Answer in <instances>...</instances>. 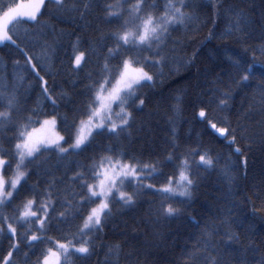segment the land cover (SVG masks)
I'll return each mask as SVG.
<instances>
[{"label": "trees", "instance_id": "1", "mask_svg": "<svg viewBox=\"0 0 264 264\" xmlns=\"http://www.w3.org/2000/svg\"><path fill=\"white\" fill-rule=\"evenodd\" d=\"M29 1L0 0V11ZM143 2L141 15L161 18L170 0ZM171 2L185 5L186 19L171 24L151 50L125 46L109 53L116 46L112 33L125 21L131 25L136 0H65L62 9L45 0L36 20L11 26L15 43L0 42V111H7V100L15 97L11 118L0 117L6 177L15 171L14 146L30 117L35 123L29 130L56 117L68 148L96 86L115 75L123 59L143 65L149 57L145 70L153 75L128 100L131 118L123 131L100 129L81 149L66 153L41 149L28 164L10 203L0 204V264L10 251L9 264H42L57 241L79 246L83 218L99 203V198L81 199L87 187L79 177L93 182V162L107 156L155 170L145 169L140 183L125 181L122 188L135 193L133 203L124 204L115 194L100 229L85 237L89 254L71 251L62 264H264V0ZM108 4L122 5L124 14L107 17ZM79 52L85 56L77 66ZM157 59L161 62L154 63ZM246 72L248 79L242 80ZM225 91L231 99L222 107ZM210 121L226 128L225 134L214 132ZM201 153L212 159L211 166L200 162ZM183 161L194 182L191 195L166 198L159 189L170 177L179 180ZM34 173H43L48 183L34 184ZM28 199H34V209L45 202L48 207L37 241L27 237L39 224L18 223ZM168 204L178 209L175 215L163 212ZM5 218L17 227V237Z\"/></svg>", "mask_w": 264, "mask_h": 264}, {"label": "snow or ice", "instance_id": "2", "mask_svg": "<svg viewBox=\"0 0 264 264\" xmlns=\"http://www.w3.org/2000/svg\"><path fill=\"white\" fill-rule=\"evenodd\" d=\"M40 2H42V0H35L34 8L30 11H21L22 4L9 6L6 10L0 11V42L8 40L15 43V40H13L12 36L9 34L11 26L15 23H20V17L36 20V13L39 11ZM55 5L58 9H62L65 6V0H55ZM144 6L143 0H136V3L131 6V12L135 14L134 19L130 26L129 22L125 21V25L121 30L112 33L116 41V46L115 48H109V53H116L125 46H132L141 51L151 50L154 45H159L162 35L168 31V27L171 24L183 22L186 19V15L182 10L183 7H185L183 3L177 6L170 0L165 7V14L161 18H155L151 13L141 15V13L144 12ZM89 7V3L84 4L85 9ZM153 7H155V5H153ZM105 12L106 16L109 18H119L124 14L122 5L119 4L106 5ZM81 15H83V13H81ZM135 21H139V23ZM156 55L158 56L159 53L157 52ZM84 56V52L76 54L74 63L80 66ZM148 59L149 57H145V64L140 65L130 58H125L122 64L117 66L115 75L109 73L104 76L102 81L99 82L98 86L95 88L94 99L88 105L89 112L86 118H82L79 122V128L74 143L70 144L68 148L60 143V141L64 140V137L55 131L56 117L46 118L40 123V128L33 126L29 130V126L35 123L30 117L20 132L14 146L16 168L15 175L10 181V186H6L8 181H6L3 174H0V204L10 203V198L14 197L15 192L18 190L17 186L26 175L28 164L35 160L36 155L40 153L43 147L54 146L60 153H66L69 148H81L95 128H108L110 132L118 133L128 127L131 118V113L126 108L128 100L135 95L142 82L153 80V75L145 70ZM160 62L161 60L159 59L154 61V63ZM28 63H32L31 57H29ZM234 63L238 65L240 61L237 60ZM35 68L36 66L33 64V69L35 70ZM250 68L251 66H249V70ZM105 69H108L107 63L105 64ZM40 79L43 80L44 78L41 77ZM247 79L248 74L246 72L242 80ZM44 92H48L47 87L44 88ZM49 99H51V96H49ZM230 99L231 92L225 91L219 99V105L226 107ZM14 103L15 97H10L7 100L8 110L0 111V117L10 119V111ZM53 103H55L54 100ZM139 103L143 105L144 100L140 99ZM114 104L119 108L118 112L114 110ZM199 115L205 117L206 113L201 109ZM210 123L212 128L216 129L222 136L225 134L226 128L217 127V125L211 121ZM45 129H47V134H41ZM236 151L239 152L240 149L237 148ZM199 158L203 165L211 166L213 163L212 159L206 153H201ZM7 163L8 161L4 158L3 154L0 153V168H3ZM148 168H152L153 171L155 170L154 165L145 163L141 167L137 163L124 162L119 156H107L102 157L98 165L96 162H93V182L89 183L82 175L79 177L87 187V193L85 196H82L81 199L94 203L93 198L99 197V203L95 207H92L83 218V223L79 229L81 240L79 246H75L76 252L84 255L89 254L90 241L85 239V237L94 229H100L103 223V217L107 215L105 210L109 209V205L112 203L115 193H119L120 200L124 204L130 205L133 203L135 193L124 191L122 186L128 177H132L137 183H140L141 180L139 178L145 174L144 170ZM193 183V179L188 174L187 161H183L179 172V180H174V178L170 177L169 182L163 185L159 191L169 199L176 195L190 197ZM148 186L152 187V185ZM34 203V199L27 200L22 210L19 212L20 221H18V223L22 221L29 225L39 224L40 227L27 237L30 241L40 240L41 237L38 233H41L45 229L46 218L48 217L47 203H42L39 208L35 209ZM41 211L43 212L42 216L39 214ZM177 211L178 209L172 204H168L163 208V212L167 216H173ZM61 215H64V213H61ZM5 221L8 223V231L13 237H17V227L14 226L11 221H8L7 218H5ZM232 238L233 237L229 235V239ZM12 247L16 248L17 244H13ZM71 247H74L71 241L65 243L57 241L56 249L54 250L52 247H49L47 253L43 255L42 264H62V257L66 258L71 254L69 252ZM11 255L12 252L10 251L4 258V264H9V257ZM38 264H40L39 261Z\"/></svg>", "mask_w": 264, "mask_h": 264}, {"label": "rangeland", "instance_id": "3", "mask_svg": "<svg viewBox=\"0 0 264 264\" xmlns=\"http://www.w3.org/2000/svg\"><path fill=\"white\" fill-rule=\"evenodd\" d=\"M44 1L45 0H42V2H40V5H39V11H37V13H36V15L40 12V10H41V8H42V6H43V4H44ZM34 4H35V0H30L29 2H27V3H23L22 4V8H21V11H30V10H32L33 8H34ZM20 19H25V20H30V19H28L27 17H20ZM6 42V41H5ZM1 43H3V42H1ZM0 43V44H1ZM145 82H149V81H144V82H142V83H145ZM141 83V84H142ZM114 106H115V104L113 105V108H114ZM198 116H199V118H203V117H201L200 115H199V113H198ZM37 128H40V125L37 127ZM211 128H212V126H211ZM97 130H99V128H95V129H93L92 130V133L91 134H93L95 131H97ZM212 130L214 131V132H216L217 134H219V135H221L219 132H217L216 131V129H214V128H212ZM55 131L56 132H58L57 131V129H56V127H55ZM59 133V132H58ZM41 134H47V129H45V131L43 132V133H41ZM86 135H87V133H86ZM91 135H89L88 136V139H89V137H90ZM63 141V140H62ZM62 141H60V143L62 144ZM88 140H86V142H87ZM86 142H85V144H86ZM84 144V145H85ZM84 145H82L81 146V148L84 146ZM81 148H79V149H81ZM42 149H55L56 150V148L54 147V146H45V147H43ZM71 150H79V149H72V148H70ZM0 174H3V176H4V178L6 179V181H8V184L6 185V186H10V181H11V179L14 177V175H15V171H14V173L12 174V175H10V176H8V177H6L5 176V173H4V167L3 168H0ZM127 179H133L132 177H128ZM23 180V179H22ZM19 186V185H18ZM18 186H17V188H18ZM123 190L125 191V189L123 188ZM115 194H117L118 196H119V193L117 192V193H115ZM97 198H99V197H97ZM11 199V198H10ZM107 210V209H106ZM105 210V211H106ZM56 246H57V244H56ZM56 249V248H55ZM71 251H74V252H76L75 251V247H71L70 249H69V252H71ZM76 253H78V252H76ZM80 254V253H79ZM63 258V257H62Z\"/></svg>", "mask_w": 264, "mask_h": 264}, {"label": "bare ground", "instance_id": "4", "mask_svg": "<svg viewBox=\"0 0 264 264\" xmlns=\"http://www.w3.org/2000/svg\"><path fill=\"white\" fill-rule=\"evenodd\" d=\"M47 173H48V172H47ZM42 176L44 177L45 175H43V173H42V174L34 173V175L32 176V181H33V183H34V184H40V182H41V183H43L44 185H45L46 183H48V181H46V179H44ZM45 177H46V176H45ZM54 178H55V177H52L51 180L53 181Z\"/></svg>", "mask_w": 264, "mask_h": 264}]
</instances>
